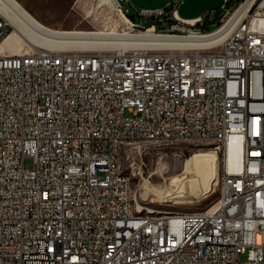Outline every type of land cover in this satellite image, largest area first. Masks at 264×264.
I'll return each mask as SVG.
<instances>
[{"label":"built area","instance_id":"obj_1","mask_svg":"<svg viewBox=\"0 0 264 264\" xmlns=\"http://www.w3.org/2000/svg\"><path fill=\"white\" fill-rule=\"evenodd\" d=\"M107 1L131 32L201 44L0 49V264H264V0H224L211 30L176 1ZM13 32L0 15V43ZM181 131L236 138L227 196L199 218H131L118 144L134 136L124 169L141 176L144 156L175 142L136 148L137 136Z\"/></svg>","mask_w":264,"mask_h":264},{"label":"rangeland","instance_id":"obj_2","mask_svg":"<svg viewBox=\"0 0 264 264\" xmlns=\"http://www.w3.org/2000/svg\"><path fill=\"white\" fill-rule=\"evenodd\" d=\"M17 1L41 23L56 30L116 31L135 34L146 32L143 29H136L132 32L127 30L124 23L118 17L116 18L111 8L105 5L99 6L98 0ZM176 4L178 5V1ZM29 5L35 9L36 14L29 8ZM215 12L219 15V20L223 11L210 12L211 23H208V30L217 26V22H212ZM142 22L146 25L150 24L145 19ZM12 34L13 36H10ZM30 48L32 47L15 36L14 32L7 35L0 43V49L7 50L9 53H22ZM202 141L205 140L175 141V144L169 147L147 153L144 156L145 166L141 176L124 169L129 167V147H134V145H128L122 150L119 162L124 172L132 175L131 196L139 211L145 213L151 209L154 213L188 212L210 207L220 194V178L224 169L225 152L223 147L211 141L201 143ZM140 148L157 149V145H143ZM30 164L29 161L26 162V165ZM185 174L193 180L192 191L199 196V200L166 202L155 193L158 189L177 191L179 181ZM136 194H139L138 197L148 204L139 205Z\"/></svg>","mask_w":264,"mask_h":264},{"label":"bare ground","instance_id":"obj_3","mask_svg":"<svg viewBox=\"0 0 264 264\" xmlns=\"http://www.w3.org/2000/svg\"><path fill=\"white\" fill-rule=\"evenodd\" d=\"M105 3L110 6L107 0H98L99 6ZM132 9L139 8L132 5ZM0 15L14 27V35L21 38L32 48L46 47L51 49H88L114 47L117 49H123L138 46H193L201 44L200 40L193 36L177 37L169 35L158 37L155 36L154 33L150 32L151 28L141 34L116 31L56 30L41 23L17 0H0ZM120 20L124 24L127 22L124 18H121ZM10 36H13V34ZM255 94H262V87H255ZM191 140L211 141L224 149L226 164L224 165L220 178V194L218 198L210 205L209 208H205L204 210L167 213H154L152 212L154 210L151 209H148V212L145 213L139 211L136 208L131 196L132 175L125 173L119 162V156L122 150L128 145H134V136H126L125 138H122L121 143L118 144L117 155H113L112 176H114L116 181L125 180L123 206L125 209H129V215L131 218H155L158 220L181 217L199 218L211 214L213 210L220 207V202L223 201V196H227L226 177L228 176V170L230 172H238L240 169L241 151L235 137H231L226 145L225 137L223 135H215L212 133L194 134V139H191V131H181L178 135L153 134V142L146 138V136H137L136 145L138 146H136V148H140L143 145H157V143L160 142ZM133 148L134 147H129V149ZM192 182L193 180L189 177V175L185 174L179 181L177 191L173 189H158V192L155 193L161 196L166 202L189 199L199 200V196L192 191Z\"/></svg>","mask_w":264,"mask_h":264},{"label":"water","instance_id":"obj_4","mask_svg":"<svg viewBox=\"0 0 264 264\" xmlns=\"http://www.w3.org/2000/svg\"><path fill=\"white\" fill-rule=\"evenodd\" d=\"M174 1H179L177 15L182 19H194L211 11H220L224 4V0H129L134 7L146 10L162 9Z\"/></svg>","mask_w":264,"mask_h":264},{"label":"trees","instance_id":"obj_5","mask_svg":"<svg viewBox=\"0 0 264 264\" xmlns=\"http://www.w3.org/2000/svg\"><path fill=\"white\" fill-rule=\"evenodd\" d=\"M209 14H210V12H208V13H206L205 15H204V18H205V22L208 24H210L211 23V21H210V19H209ZM214 18L212 19V22H217V25H219V23H218V17H219V15L215 12L214 13ZM161 27H164V25L163 26H161Z\"/></svg>","mask_w":264,"mask_h":264},{"label":"crops","instance_id":"obj_6","mask_svg":"<svg viewBox=\"0 0 264 264\" xmlns=\"http://www.w3.org/2000/svg\"><path fill=\"white\" fill-rule=\"evenodd\" d=\"M29 4V3H27ZM31 4V3H30ZM29 8L36 14L35 9L29 5Z\"/></svg>","mask_w":264,"mask_h":264}]
</instances>
